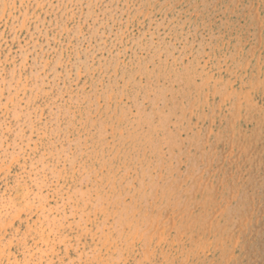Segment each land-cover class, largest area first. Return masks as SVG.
Segmentation results:
<instances>
[{
  "label": "rangeland",
  "instance_id": "obj_1",
  "mask_svg": "<svg viewBox=\"0 0 264 264\" xmlns=\"http://www.w3.org/2000/svg\"><path fill=\"white\" fill-rule=\"evenodd\" d=\"M0 264H264V0H0Z\"/></svg>",
  "mask_w": 264,
  "mask_h": 264
}]
</instances>
